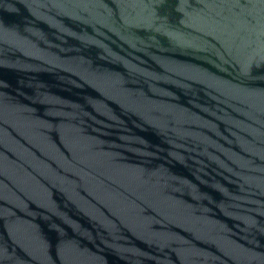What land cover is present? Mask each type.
I'll list each match as a JSON object with an SVG mask.
<instances>
[{
	"label": "water",
	"instance_id": "obj_1",
	"mask_svg": "<svg viewBox=\"0 0 264 264\" xmlns=\"http://www.w3.org/2000/svg\"><path fill=\"white\" fill-rule=\"evenodd\" d=\"M0 264H264V0H0Z\"/></svg>",
	"mask_w": 264,
	"mask_h": 264
}]
</instances>
